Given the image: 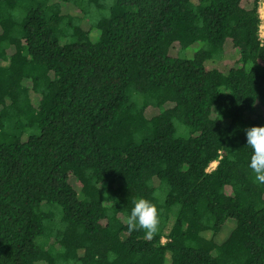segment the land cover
I'll return each mask as SVG.
<instances>
[{
	"label": "trees",
	"instance_id": "16d2710c",
	"mask_svg": "<svg viewBox=\"0 0 264 264\" xmlns=\"http://www.w3.org/2000/svg\"><path fill=\"white\" fill-rule=\"evenodd\" d=\"M259 1L0 0V264H264Z\"/></svg>",
	"mask_w": 264,
	"mask_h": 264
},
{
	"label": "clouds",
	"instance_id": "9594fccd",
	"mask_svg": "<svg viewBox=\"0 0 264 264\" xmlns=\"http://www.w3.org/2000/svg\"><path fill=\"white\" fill-rule=\"evenodd\" d=\"M247 146L252 150L248 167L254 174V182L264 185V126L245 129ZM124 223L129 233L142 231L146 239H152L159 231L160 211L155 203L140 197L133 200L130 214Z\"/></svg>",
	"mask_w": 264,
	"mask_h": 264
},
{
	"label": "rangeland",
	"instance_id": "374dc122",
	"mask_svg": "<svg viewBox=\"0 0 264 264\" xmlns=\"http://www.w3.org/2000/svg\"><path fill=\"white\" fill-rule=\"evenodd\" d=\"M66 13H69L71 15H75L77 14V12L75 10H73L72 8L71 9H67L66 10ZM264 20V11H263V17H262V21ZM216 66L219 68V69H222L223 68V63L222 62H219V63H216ZM30 97L32 99V93L30 94ZM147 116H151L153 114L152 111H148L147 112ZM175 124V127H178V126H181V124L177 121L174 122ZM216 166V163H212L209 167V170H212L213 168H215ZM233 227V224H228L224 229H223V233L220 235V238L218 239L219 241L222 240L223 238H225V236L229 233V231L231 230V228Z\"/></svg>",
	"mask_w": 264,
	"mask_h": 264
},
{
	"label": "built area",
	"instance_id": "2783aa9c",
	"mask_svg": "<svg viewBox=\"0 0 264 264\" xmlns=\"http://www.w3.org/2000/svg\"><path fill=\"white\" fill-rule=\"evenodd\" d=\"M264 0H260L259 3H258V11L260 8L263 9L264 11ZM260 17V15H259ZM260 20H261V23L259 25V38L262 39L263 36H264V20L262 21V17H260Z\"/></svg>",
	"mask_w": 264,
	"mask_h": 264
},
{
	"label": "bare ground",
	"instance_id": "6f19581e",
	"mask_svg": "<svg viewBox=\"0 0 264 264\" xmlns=\"http://www.w3.org/2000/svg\"><path fill=\"white\" fill-rule=\"evenodd\" d=\"M258 12H259L260 17H263V9L260 8Z\"/></svg>",
	"mask_w": 264,
	"mask_h": 264
}]
</instances>
